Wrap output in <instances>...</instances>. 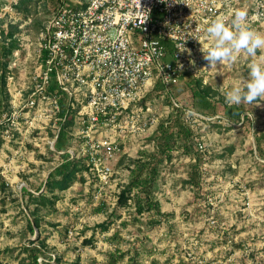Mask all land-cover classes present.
I'll list each match as a JSON object with an SVG mask.
<instances>
[{
    "label": "rangeland",
    "instance_id": "rangeland-1",
    "mask_svg": "<svg viewBox=\"0 0 264 264\" xmlns=\"http://www.w3.org/2000/svg\"><path fill=\"white\" fill-rule=\"evenodd\" d=\"M19 1L0 0V29L7 31L14 23L19 42L8 55V96L0 65V264H30L29 246L42 247L40 264H264L261 100L227 109L218 102V113L212 114L194 105L190 88L174 85L158 91L148 84L110 128L92 132L100 138L112 135L119 145L111 161L112 179L101 196H95L98 180L83 168V178L56 191L59 199L54 204L32 201L26 190L52 195L46 186L48 173L66 156L78 158L69 150L76 154L86 136L75 120L67 125L57 119L55 124L47 114L28 113L24 107L40 63L41 32L56 1L32 0L28 15L18 10ZM252 1L238 2L236 10L246 9L250 26L264 33V19H249L255 12ZM224 14L230 23L234 13ZM3 44L7 40L0 37V50ZM252 59L242 53L236 62L212 69L208 62L200 76L224 96L234 83L248 79ZM63 99L66 109L68 97L61 103ZM174 106L196 133L192 152L187 153L179 140L172 158L158 163L151 194L157 205L138 212V188L127 203L119 204L120 190L140 168L146 176L149 168L142 163L157 152L149 137ZM56 125H61L59 133ZM60 132L65 134L64 145L57 141ZM108 218L113 221L107 230L97 226Z\"/></svg>",
    "mask_w": 264,
    "mask_h": 264
},
{
    "label": "built area",
    "instance_id": "built-area-1",
    "mask_svg": "<svg viewBox=\"0 0 264 264\" xmlns=\"http://www.w3.org/2000/svg\"><path fill=\"white\" fill-rule=\"evenodd\" d=\"M55 1L41 32L40 63L24 107L47 114L55 124L74 112L86 138L76 154L69 151L98 180V198L112 179L119 145L112 135L100 138L92 132L110 128L148 82L170 88L183 72L200 76L208 65L202 44L211 47L206 28L216 16L234 13L243 0ZM252 3L249 19H264V0ZM63 96L68 97L64 112Z\"/></svg>",
    "mask_w": 264,
    "mask_h": 264
},
{
    "label": "trees",
    "instance_id": "trees-1",
    "mask_svg": "<svg viewBox=\"0 0 264 264\" xmlns=\"http://www.w3.org/2000/svg\"><path fill=\"white\" fill-rule=\"evenodd\" d=\"M31 2L32 0H20L17 5L18 10L23 12L25 15H28ZM14 26V23H9V29L7 31L2 28L0 29V37H3V39L7 40V44L1 45L2 49L0 50V65L2 68L1 85L6 96H8L9 93V90H7L6 88L8 71L7 65L9 61L8 55L12 52L13 49L18 48L19 45L18 40L15 38V29L13 28ZM174 85L190 88L194 96V105L203 112H209L212 114L218 113V102L224 103L226 109L230 106H228V104L224 102L225 97L221 95L219 90L214 89L210 83L204 82V78L202 76H194L189 72H183L180 75L179 81ZM154 88L158 89V91L160 89L163 90L164 85L160 81H158L154 85ZM63 101L64 99L62 100V104L65 103V101ZM168 101L172 103L170 98ZM64 108L65 107L63 105L62 112H64ZM73 120L74 112L70 114L65 124L68 125L72 123ZM194 136H196L194 129L186 122H184V120H182L179 113V108L174 106V109L170 112L167 119L161 121L158 127L149 137V140L155 141L157 152L148 159L149 162L142 163V165H145L147 168H149L146 176H143L144 169L140 168L137 174L132 177L130 182L120 190L118 195V203H127V201L131 197V192L133 191V189L138 188V190L141 192L137 194L136 197L138 212H141L144 209H150L154 205H157L158 200H152L151 194L152 188L154 186V181L159 173L158 163L163 161L165 158H172V150L175 146H177V141L179 140L183 142V148L187 153L192 152V143ZM57 141L59 145H64L65 134L60 132ZM231 149H233V146L231 147ZM84 167V163H82L79 158L66 156L64 160L57 164L48 174L46 186L52 192V195L49 196L44 193L35 195L28 189L26 191L30 194L32 201L37 204H54V202L59 199V195L56 191L65 190L69 188L75 181L83 178L82 176H80L79 172L82 171ZM195 168L191 173V179L196 176ZM142 193H144L145 195L142 196ZM112 221V219L108 218L99 222L97 226L101 227V229L107 230ZM29 222L31 227L33 228L34 223L31 220ZM35 223L38 225V220H36ZM85 241L91 242L92 238H85ZM42 242L44 243V239L42 240ZM27 250L31 259L30 264H40V256L38 250L41 251L42 247L29 246ZM122 254L124 253L122 252Z\"/></svg>",
    "mask_w": 264,
    "mask_h": 264
},
{
    "label": "clouds",
    "instance_id": "clouds-1",
    "mask_svg": "<svg viewBox=\"0 0 264 264\" xmlns=\"http://www.w3.org/2000/svg\"><path fill=\"white\" fill-rule=\"evenodd\" d=\"M206 36L211 47L202 44L201 51L211 69L217 64L236 62L242 53L253 58L248 79L242 84L234 83L224 93L226 103L239 106L264 101V33L250 26L247 10H235L230 23L227 16H216L206 28ZM258 52L261 53L259 59L256 58Z\"/></svg>",
    "mask_w": 264,
    "mask_h": 264
},
{
    "label": "bare ground",
    "instance_id": "bare-ground-1",
    "mask_svg": "<svg viewBox=\"0 0 264 264\" xmlns=\"http://www.w3.org/2000/svg\"><path fill=\"white\" fill-rule=\"evenodd\" d=\"M147 84H149V82Z\"/></svg>",
    "mask_w": 264,
    "mask_h": 264
},
{
    "label": "crops",
    "instance_id": "crops-1",
    "mask_svg": "<svg viewBox=\"0 0 264 264\" xmlns=\"http://www.w3.org/2000/svg\"><path fill=\"white\" fill-rule=\"evenodd\" d=\"M49 174V173H48ZM47 177H48V175H47Z\"/></svg>",
    "mask_w": 264,
    "mask_h": 264
}]
</instances>
